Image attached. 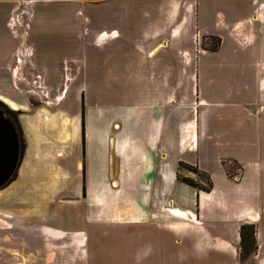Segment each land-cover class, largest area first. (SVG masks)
Returning <instances> with one entry per match:
<instances>
[{
	"label": "crops",
	"instance_id": "obj_1",
	"mask_svg": "<svg viewBox=\"0 0 264 264\" xmlns=\"http://www.w3.org/2000/svg\"><path fill=\"white\" fill-rule=\"evenodd\" d=\"M70 1L101 11L84 19L65 92L52 95L73 96L72 120L60 119L62 134L42 130V109L60 102L11 86L24 151L0 189V219L68 245L81 264L101 245L149 244V228L163 264H264V0ZM163 139L194 160L167 164ZM181 165L210 190L183 183ZM241 225L255 227L243 262Z\"/></svg>",
	"mask_w": 264,
	"mask_h": 264
},
{
	"label": "rangeland",
	"instance_id": "obj_2",
	"mask_svg": "<svg viewBox=\"0 0 264 264\" xmlns=\"http://www.w3.org/2000/svg\"><path fill=\"white\" fill-rule=\"evenodd\" d=\"M84 1L96 3L101 0ZM100 12L97 5H84L70 0H0V63L3 58L11 56L8 67L0 65V92L4 91L6 95L1 96L0 100L5 99V104L11 102L16 106L19 103V96L13 95V88L19 91L27 84V91L46 93V96L36 97L39 99H35V102L42 99L60 102L56 109L48 105L42 109L40 122L42 130L52 128L57 133L61 132L60 119L62 123L69 125L72 120L70 115L73 96L57 98L52 95L61 89L63 93L65 92L71 60L77 57L76 50L86 35L84 19L97 21ZM212 43V39H202L200 45L207 48ZM23 76L26 77V81ZM124 87L122 86V95ZM101 91L105 96H115L114 86L106 82L101 84ZM118 94L119 90H116V95ZM79 97L81 103V96ZM6 106L11 109L7 104ZM11 110L17 111L16 107ZM164 141L165 139L160 141V145L164 144L166 150L163 152L159 150L158 156L164 158L167 164L173 165L176 159L183 155L188 160H194L195 151L185 154L180 148L167 146ZM215 150L212 152L210 149L207 153L214 155ZM227 167L232 178L240 176L237 166L228 164ZM180 169L181 171L184 169L183 174L188 175L184 178L182 175L181 178L178 176L181 181L190 180L197 186H201L199 184L201 181L207 185L205 179L195 174L194 168L181 165ZM190 178H196V181ZM152 231L154 230L149 228V244L143 237L133 240L126 246L122 242L101 245L98 254L94 252L91 254L89 264H163L164 255L161 256L156 250L160 242L156 244L150 240ZM124 232L126 233V229ZM28 237L35 238L40 243L34 244ZM48 240L47 235L37 229L24 228L11 220L0 219V264H81V258L77 260V254H71L68 245L50 244ZM178 249L172 247V251ZM246 264L253 263L249 261Z\"/></svg>",
	"mask_w": 264,
	"mask_h": 264
},
{
	"label": "trees",
	"instance_id": "obj_3",
	"mask_svg": "<svg viewBox=\"0 0 264 264\" xmlns=\"http://www.w3.org/2000/svg\"><path fill=\"white\" fill-rule=\"evenodd\" d=\"M217 47H218V40H213V43L205 49L209 51H215ZM0 110L2 111L4 116L12 122L13 126L15 127L19 142V160H20L24 151V140L17 121L18 112L9 109L2 102H0ZM15 175H16V171L14 172L9 182L4 187H6L11 181H13ZM182 182L193 188H197L205 192H208L211 188L210 184H208L207 187L197 186L192 181L186 179L182 180ZM239 236H240L239 255H240V261L243 262L246 259V257H248L255 249V239H254L255 227L253 225H241L239 228Z\"/></svg>",
	"mask_w": 264,
	"mask_h": 264
},
{
	"label": "water",
	"instance_id": "obj_4",
	"mask_svg": "<svg viewBox=\"0 0 264 264\" xmlns=\"http://www.w3.org/2000/svg\"><path fill=\"white\" fill-rule=\"evenodd\" d=\"M19 162V142L12 122L0 110V189L3 188L17 170Z\"/></svg>",
	"mask_w": 264,
	"mask_h": 264
},
{
	"label": "bare ground",
	"instance_id": "obj_5",
	"mask_svg": "<svg viewBox=\"0 0 264 264\" xmlns=\"http://www.w3.org/2000/svg\"><path fill=\"white\" fill-rule=\"evenodd\" d=\"M2 102H5V99H4V101H2ZM8 106H10L11 108H15V105L13 104V103H11V102H7L6 103Z\"/></svg>",
	"mask_w": 264,
	"mask_h": 264
},
{
	"label": "built area",
	"instance_id": "obj_6",
	"mask_svg": "<svg viewBox=\"0 0 264 264\" xmlns=\"http://www.w3.org/2000/svg\"><path fill=\"white\" fill-rule=\"evenodd\" d=\"M37 77H39V76H37Z\"/></svg>",
	"mask_w": 264,
	"mask_h": 264
}]
</instances>
